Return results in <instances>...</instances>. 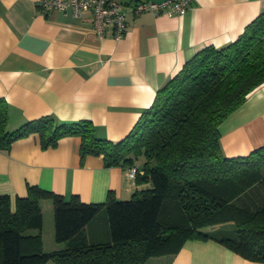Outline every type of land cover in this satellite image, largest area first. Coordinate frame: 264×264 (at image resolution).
<instances>
[{
	"label": "trees",
	"instance_id": "obj_1",
	"mask_svg": "<svg viewBox=\"0 0 264 264\" xmlns=\"http://www.w3.org/2000/svg\"><path fill=\"white\" fill-rule=\"evenodd\" d=\"M264 82V12L240 36L205 46L161 86L129 134L99 137L89 119L52 115L9 129V105L0 97V150L38 133L43 148L62 137L80 138L81 161L103 156L107 167L137 166L139 184L129 199L110 191L106 201L29 185L14 201L0 194V264H145L178 253L188 240H217L243 257L264 262V145L229 157L220 125ZM144 158L142 165L137 161ZM53 206L54 237L63 248L45 251L41 201ZM105 211L110 239L88 242L86 227ZM223 228L208 230L216 225ZM234 225L233 234L226 225ZM29 230H37L30 233Z\"/></svg>",
	"mask_w": 264,
	"mask_h": 264
},
{
	"label": "crops",
	"instance_id": "obj_2",
	"mask_svg": "<svg viewBox=\"0 0 264 264\" xmlns=\"http://www.w3.org/2000/svg\"><path fill=\"white\" fill-rule=\"evenodd\" d=\"M126 9L124 35L117 39L108 32L100 38L91 9L75 16L71 8L44 12L39 0H0V97L9 105V129L52 115L62 122L89 119L99 137L125 138L158 89L185 62L205 46L220 47L237 39L264 12V0H192L185 15L173 16L135 14L130 2ZM220 131L229 157L264 145V82L222 122ZM79 148L76 135L48 148L42 147L38 133L18 139L9 151L0 150V194L9 195L14 208L29 185L96 203L106 201L110 191L129 199L136 190L151 186L137 183L126 167H107L103 156L88 155L81 161ZM143 162V157L137 161ZM45 201L51 200L41 201L44 244V205L50 209ZM85 231L88 242L108 241L105 211ZM63 246L57 243L51 250ZM145 264L264 262L247 259L217 240L195 239L186 241L178 253L152 257Z\"/></svg>",
	"mask_w": 264,
	"mask_h": 264
},
{
	"label": "built area",
	"instance_id": "obj_3",
	"mask_svg": "<svg viewBox=\"0 0 264 264\" xmlns=\"http://www.w3.org/2000/svg\"><path fill=\"white\" fill-rule=\"evenodd\" d=\"M127 2L131 3L135 14L151 12L154 15L164 13L173 16L185 15L191 7L192 0H39V7L44 12L71 8L75 16H81L83 11L91 9L97 35L103 38L110 32L113 37L119 39L127 30ZM127 171L129 176L134 178L138 167L131 166Z\"/></svg>",
	"mask_w": 264,
	"mask_h": 264
},
{
	"label": "rangeland",
	"instance_id": "obj_4",
	"mask_svg": "<svg viewBox=\"0 0 264 264\" xmlns=\"http://www.w3.org/2000/svg\"><path fill=\"white\" fill-rule=\"evenodd\" d=\"M45 204H49L50 209H48L47 205H44V213H45V225H44V232H45V244H44V250L48 251L51 250V247L54 246L55 244H57V242L55 241V239H53L54 241H52L53 243H55L54 245L51 244V238L54 237V219H53V206H52V202L51 201H45ZM218 228H223V225H216V226H211L209 228H207L208 230H214V229H218ZM226 228L229 230L228 233L233 234L234 231H232L234 229V225L228 224L226 225ZM59 244V243H58ZM159 257V256H158ZM46 264H54L52 261H49Z\"/></svg>",
	"mask_w": 264,
	"mask_h": 264
}]
</instances>
